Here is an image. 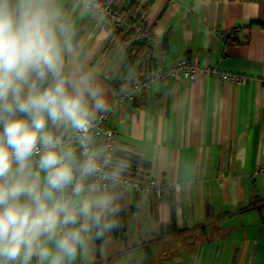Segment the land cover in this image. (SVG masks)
Here are the masks:
<instances>
[{"label":"crops","instance_id":"1","mask_svg":"<svg viewBox=\"0 0 264 264\" xmlns=\"http://www.w3.org/2000/svg\"><path fill=\"white\" fill-rule=\"evenodd\" d=\"M111 4L143 16L154 44L131 49L130 31L108 27L84 2L62 0L106 107L142 76L147 54L155 64L186 58L215 73L153 81L113 106L115 151L148 163L144 181L167 191L117 188L124 237L108 233L76 264H264V0Z\"/></svg>","mask_w":264,"mask_h":264},{"label":"clouds","instance_id":"2","mask_svg":"<svg viewBox=\"0 0 264 264\" xmlns=\"http://www.w3.org/2000/svg\"><path fill=\"white\" fill-rule=\"evenodd\" d=\"M74 37L62 0H0V264H76L120 227L125 165L94 147L106 98Z\"/></svg>","mask_w":264,"mask_h":264},{"label":"built area","instance_id":"3","mask_svg":"<svg viewBox=\"0 0 264 264\" xmlns=\"http://www.w3.org/2000/svg\"><path fill=\"white\" fill-rule=\"evenodd\" d=\"M71 1H81L87 6L86 0ZM89 10L95 12L101 21L108 27L130 31L134 40H145L150 46L154 44L155 37L145 23L143 16L114 9L111 0H95V10ZM142 65V76L139 79L131 81L127 86H124L115 97L113 104L106 107L104 111L97 113L96 119L90 129V134L95 142L94 147L96 151L108 155L111 157L112 161L116 150V132L108 126L107 119L113 106L132 102L135 96L145 91L153 81H161L164 79L178 80L184 78L191 82L195 79L197 72L203 69L195 61H190L186 58H182L178 61H169L165 65L155 64L151 61L149 54H147ZM201 72L215 73V70L207 68L203 69ZM229 78H231V76L228 74L220 75V79ZM259 171L264 174V165L259 167ZM117 188L127 189L134 193L161 194L167 191L166 183H156L151 177L144 182H138L122 175H119Z\"/></svg>","mask_w":264,"mask_h":264},{"label":"trees","instance_id":"4","mask_svg":"<svg viewBox=\"0 0 264 264\" xmlns=\"http://www.w3.org/2000/svg\"><path fill=\"white\" fill-rule=\"evenodd\" d=\"M76 40V37L74 38ZM150 45L147 44L145 40H136L133 42L131 49L136 51L141 50L142 48H149ZM122 162L125 166L122 171L119 172V175L126 176L132 180L143 182L144 178L147 176L148 163L140 159L139 157L132 155L130 153H117L114 152L113 160ZM118 220L120 222V227L112 231V235L116 237H124L125 230V221H124V212L121 211L118 215ZM103 240L95 241L97 244L103 243Z\"/></svg>","mask_w":264,"mask_h":264}]
</instances>
